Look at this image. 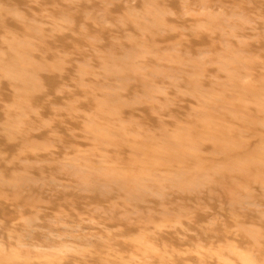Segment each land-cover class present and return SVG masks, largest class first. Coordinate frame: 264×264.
<instances>
[{
	"label": "rangeland",
	"instance_id": "1",
	"mask_svg": "<svg viewBox=\"0 0 264 264\" xmlns=\"http://www.w3.org/2000/svg\"><path fill=\"white\" fill-rule=\"evenodd\" d=\"M0 264H264V0H0Z\"/></svg>",
	"mask_w": 264,
	"mask_h": 264
}]
</instances>
